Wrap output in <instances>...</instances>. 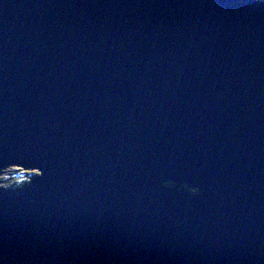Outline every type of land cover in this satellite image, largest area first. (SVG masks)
<instances>
[{"label": "water", "instance_id": "obj_1", "mask_svg": "<svg viewBox=\"0 0 264 264\" xmlns=\"http://www.w3.org/2000/svg\"><path fill=\"white\" fill-rule=\"evenodd\" d=\"M259 1L0 0V264H264Z\"/></svg>", "mask_w": 264, "mask_h": 264}, {"label": "clouds", "instance_id": "obj_2", "mask_svg": "<svg viewBox=\"0 0 264 264\" xmlns=\"http://www.w3.org/2000/svg\"><path fill=\"white\" fill-rule=\"evenodd\" d=\"M16 167H19V168L21 169V172H22V173H25V172L28 171L27 169H24V168H23L22 166H20V165H18V166H16ZM5 171H7V170H5ZM19 179L24 180V179H27V177L22 175L21 177H19ZM178 184H179V181H177V180H175V179H168V180H166V181L164 182L165 187H174V186H176V185H178ZM9 187H10V185H9L7 182H6L5 184H3V185H0V188H4V189H7V188H9ZM182 188H183L185 191L190 192V193H192V194H199L200 191H201V189H200V187H199L198 185H192V184H190V183L187 182V181H185V182L183 183Z\"/></svg>", "mask_w": 264, "mask_h": 264}, {"label": "trees", "instance_id": "obj_3", "mask_svg": "<svg viewBox=\"0 0 264 264\" xmlns=\"http://www.w3.org/2000/svg\"><path fill=\"white\" fill-rule=\"evenodd\" d=\"M9 171H10V172H9V174H10V178H9V179H11L12 182L15 181L16 175L19 174V175H18L17 182L15 183V184H19V185H22V184H24L25 182H28V181L31 179V176H32L34 173L36 174L35 171H27V172H25V173H22V172H21V169H19V168H17V167H13V168H11ZM22 175H23V176H26L27 179H24V180L19 179V177H21Z\"/></svg>", "mask_w": 264, "mask_h": 264}, {"label": "rangeland", "instance_id": "obj_4", "mask_svg": "<svg viewBox=\"0 0 264 264\" xmlns=\"http://www.w3.org/2000/svg\"><path fill=\"white\" fill-rule=\"evenodd\" d=\"M9 172L10 171L8 170V172H6L4 174L2 173L0 175V180L2 181V182H0V185H3L7 182L10 185V187L13 186L11 179H9L10 178ZM18 175L19 174L16 175L15 181H17V179H18Z\"/></svg>", "mask_w": 264, "mask_h": 264}, {"label": "snow or ice", "instance_id": "obj_5", "mask_svg": "<svg viewBox=\"0 0 264 264\" xmlns=\"http://www.w3.org/2000/svg\"><path fill=\"white\" fill-rule=\"evenodd\" d=\"M41 167H36L33 169V171H35L37 173L38 176H43L44 175V172L41 171Z\"/></svg>", "mask_w": 264, "mask_h": 264}, {"label": "bare ground", "instance_id": "obj_6", "mask_svg": "<svg viewBox=\"0 0 264 264\" xmlns=\"http://www.w3.org/2000/svg\"><path fill=\"white\" fill-rule=\"evenodd\" d=\"M259 2H263V1L260 0Z\"/></svg>", "mask_w": 264, "mask_h": 264}]
</instances>
